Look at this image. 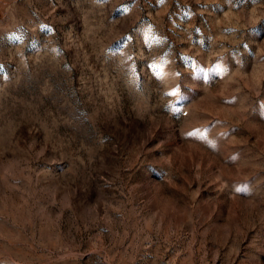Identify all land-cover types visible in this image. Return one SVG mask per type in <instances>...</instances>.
I'll list each match as a JSON object with an SVG mask.
<instances>
[{"label": "rangeland", "instance_id": "rangeland-1", "mask_svg": "<svg viewBox=\"0 0 264 264\" xmlns=\"http://www.w3.org/2000/svg\"><path fill=\"white\" fill-rule=\"evenodd\" d=\"M0 264H264V0H0Z\"/></svg>", "mask_w": 264, "mask_h": 264}]
</instances>
